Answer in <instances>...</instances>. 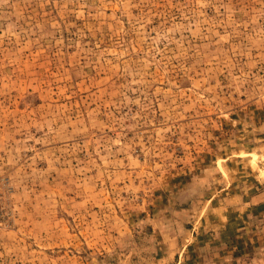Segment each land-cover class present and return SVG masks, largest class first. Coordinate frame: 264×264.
<instances>
[{
    "label": "rangeland",
    "instance_id": "rangeland-1",
    "mask_svg": "<svg viewBox=\"0 0 264 264\" xmlns=\"http://www.w3.org/2000/svg\"><path fill=\"white\" fill-rule=\"evenodd\" d=\"M0 264H264V0H0Z\"/></svg>",
    "mask_w": 264,
    "mask_h": 264
}]
</instances>
